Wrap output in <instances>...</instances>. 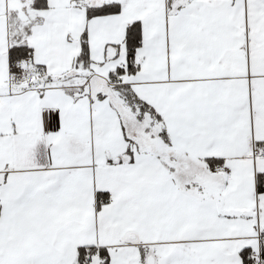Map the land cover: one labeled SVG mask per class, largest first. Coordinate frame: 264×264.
<instances>
[{
	"label": "snow or ice",
	"instance_id": "snow-or-ice-1",
	"mask_svg": "<svg viewBox=\"0 0 264 264\" xmlns=\"http://www.w3.org/2000/svg\"><path fill=\"white\" fill-rule=\"evenodd\" d=\"M0 264H264V0H0Z\"/></svg>",
	"mask_w": 264,
	"mask_h": 264
}]
</instances>
